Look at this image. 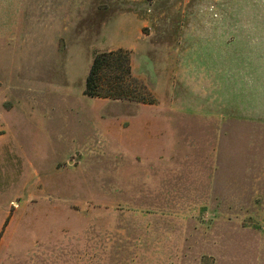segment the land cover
<instances>
[{"label": "rangeland", "instance_id": "rangeland-1", "mask_svg": "<svg viewBox=\"0 0 264 264\" xmlns=\"http://www.w3.org/2000/svg\"><path fill=\"white\" fill-rule=\"evenodd\" d=\"M0 118V264H264V0H0Z\"/></svg>", "mask_w": 264, "mask_h": 264}, {"label": "trees", "instance_id": "trees-1", "mask_svg": "<svg viewBox=\"0 0 264 264\" xmlns=\"http://www.w3.org/2000/svg\"><path fill=\"white\" fill-rule=\"evenodd\" d=\"M135 79L131 74L129 54L122 48L94 55L85 78L84 93L89 96L131 98ZM103 84L107 91L102 92Z\"/></svg>", "mask_w": 264, "mask_h": 264}, {"label": "crops", "instance_id": "crops-1", "mask_svg": "<svg viewBox=\"0 0 264 264\" xmlns=\"http://www.w3.org/2000/svg\"><path fill=\"white\" fill-rule=\"evenodd\" d=\"M4 115V113L2 114V116ZM0 120H1V118H0ZM0 131H1V133H0V138H3V137H5V133H6V130H4V128L3 127H0ZM10 202H12V201H10ZM1 233V232H0ZM0 240H1V238H0ZM0 243H1V241H0Z\"/></svg>", "mask_w": 264, "mask_h": 264}]
</instances>
